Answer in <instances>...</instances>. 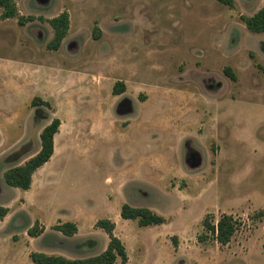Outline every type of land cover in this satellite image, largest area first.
<instances>
[{
  "label": "rangeland",
  "instance_id": "1",
  "mask_svg": "<svg viewBox=\"0 0 264 264\" xmlns=\"http://www.w3.org/2000/svg\"><path fill=\"white\" fill-rule=\"evenodd\" d=\"M234 1L17 0L35 17L30 55L11 48L19 22H1L0 9V264H35L32 251L97 255L109 242L101 218L116 223L126 264H264V33L241 18L264 0ZM64 10L68 34L48 49V19ZM18 54L32 65L15 69ZM25 75L36 86L12 90ZM117 81L125 90L114 94ZM36 96L49 105L33 106ZM54 117L50 161L30 189L8 185L4 172L39 151ZM124 203L166 222L139 226L121 217ZM223 213L238 222L232 240L199 242L205 216ZM36 221L45 230L33 237ZM59 221L78 232L55 230Z\"/></svg>",
  "mask_w": 264,
  "mask_h": 264
},
{
  "label": "trees",
  "instance_id": "2",
  "mask_svg": "<svg viewBox=\"0 0 264 264\" xmlns=\"http://www.w3.org/2000/svg\"><path fill=\"white\" fill-rule=\"evenodd\" d=\"M230 7L234 6V0H218ZM0 9H2L1 18H15L17 17L19 24H24L27 21L33 20L32 15H21L17 6V0H0ZM242 20L246 27L256 33H264V8H260L252 15H243ZM49 24L53 28L54 34L52 39L47 43V47L51 50H58L67 36L70 28V15L67 10L48 19ZM95 37L98 34L94 33ZM264 71V67H262ZM225 72L232 79H236V75L232 72L230 67L225 68ZM125 84L122 81H117L113 87V93L119 94L124 92ZM42 103L49 105L48 101H42L40 97L33 98L31 104L33 106ZM61 126V119L54 117L49 124H47L40 133L41 147L39 151L32 157L28 158L22 164L15 165L8 168L4 172V179L10 186L17 187L23 190L31 188L33 183V176L35 172L50 161L55 152V136L59 132ZM8 209L7 207H0V218H3ZM121 217L129 220H137L139 226L158 225L166 222V218L159 213L153 211L148 207H136L128 203H124L121 207ZM96 227L104 230L109 242L104 251L97 255L85 258H68L63 255L47 254L39 251H32L30 258L35 264H115L118 259L122 264L128 261L127 248L124 241L116 234V223L109 218H101L96 221ZM205 232L198 236V241L203 242L209 238L218 241L220 244H228L234 237L238 222L232 214L223 213L217 222L210 218L207 214L203 220ZM53 228L61 233L73 236L78 232V226L73 221H59ZM45 228L39 226V222L28 229V234L33 237L43 234ZM172 241L177 246V237L173 236Z\"/></svg>",
  "mask_w": 264,
  "mask_h": 264
},
{
  "label": "crops",
  "instance_id": "3",
  "mask_svg": "<svg viewBox=\"0 0 264 264\" xmlns=\"http://www.w3.org/2000/svg\"><path fill=\"white\" fill-rule=\"evenodd\" d=\"M22 15H24V14H22ZM25 16H28V15H25ZM9 18H7V19H2V21L1 22H4V21H6V20H8ZM32 21V20H31ZM31 21H27L28 22V24H30L31 23ZM27 22H25L24 24H19V25H17L18 27H17V29L18 28H20L19 29V31H16L17 29H15L14 31V34H17L16 35V39H15V46H13L12 45V49H23V51L25 52H28L29 53V55L32 53V51L34 50V49H38V46H37V39H38V37H37V32L36 31H33V32H31V29L29 30V31H27L26 30V26H29L28 24H27ZM53 37V36H52ZM52 39V38H51ZM50 39V40H51ZM65 39V38H64ZM49 40V41H50ZM48 41V42H49ZM64 41V40H63ZM63 43V42H62ZM61 47V46H60ZM49 49V48H48ZM60 49V48H59ZM57 51V50H56ZM18 56L19 57H16V58H14L15 60H13V67L15 68V69H17V70H21V69H23L22 68V66H23V64L25 63V64H29V65H32V63L31 62H26L25 61V58H23V56L21 55V54H18ZM4 58L3 57H1L0 56V66L1 67H3V65H2V63H5V61H2ZM36 82H37V79H35V80H33L32 79V81L29 79V77H27V75H25L24 77H22V78H18V79H15L14 80V83H13V88H12V90H14V91H20V90H26L27 89V87L30 85V84H32L31 86H36ZM43 82V81H42ZM38 83H39V81H38ZM50 123V122H49ZM49 123H47V124H49ZM46 124V125H47ZM45 125V126H46ZM61 125H62V120H61ZM44 126V127H45Z\"/></svg>",
  "mask_w": 264,
  "mask_h": 264
}]
</instances>
